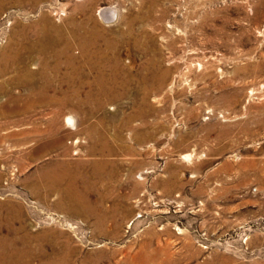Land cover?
I'll return each mask as SVG.
<instances>
[{
    "label": "rangeland",
    "instance_id": "rangeland-1",
    "mask_svg": "<svg viewBox=\"0 0 264 264\" xmlns=\"http://www.w3.org/2000/svg\"><path fill=\"white\" fill-rule=\"evenodd\" d=\"M0 218L76 264H264V0H0Z\"/></svg>",
    "mask_w": 264,
    "mask_h": 264
},
{
    "label": "bare ground",
    "instance_id": "bare-ground-1",
    "mask_svg": "<svg viewBox=\"0 0 264 264\" xmlns=\"http://www.w3.org/2000/svg\"><path fill=\"white\" fill-rule=\"evenodd\" d=\"M101 18L103 19L104 17L101 16ZM39 27H40L39 29L40 33L38 35L39 38L38 42H40L42 45L43 44L44 46L47 45L45 42L55 44L62 41V30H60L61 28L53 25L51 22H49V20L42 19L39 24ZM51 33H54V35L52 36ZM63 40L66 43L65 44L66 48L68 49L70 45L69 41L66 38H63ZM61 54L62 52L59 53V55ZM64 54H66V52ZM160 75H161V80L159 83V87L163 89L165 84V79L169 76V71L162 70ZM67 123L70 127L73 128L75 126L74 118L69 117L67 119ZM95 150L104 152L106 148H101V150H99L98 148H96V146L95 147L93 146L92 151ZM20 234L21 231L18 230L15 239L13 240L0 239V264H76L72 256L73 254H75L74 251L68 249L67 247L59 246L55 243H50L51 245L48 246L46 244L47 241L45 239L44 234H38V235H31L30 233L29 234L27 233L25 235L24 234L20 235ZM49 249L53 251L51 254H48Z\"/></svg>",
    "mask_w": 264,
    "mask_h": 264
}]
</instances>
